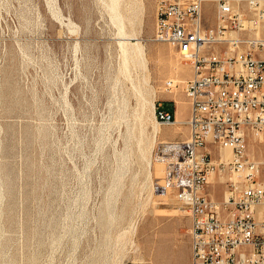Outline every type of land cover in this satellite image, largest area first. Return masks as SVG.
Segmentation results:
<instances>
[{
	"label": "rangeland",
	"instance_id": "1",
	"mask_svg": "<svg viewBox=\"0 0 264 264\" xmlns=\"http://www.w3.org/2000/svg\"><path fill=\"white\" fill-rule=\"evenodd\" d=\"M160 1L121 0L124 35L110 0H0V264H190V216L154 164L160 137L189 127L158 123L154 143L151 100L186 118L166 82L192 68L153 40ZM217 3L204 2L209 28Z\"/></svg>",
	"mask_w": 264,
	"mask_h": 264
},
{
	"label": "built area",
	"instance_id": "2",
	"mask_svg": "<svg viewBox=\"0 0 264 264\" xmlns=\"http://www.w3.org/2000/svg\"><path fill=\"white\" fill-rule=\"evenodd\" d=\"M204 2L161 0L157 6L153 40L174 46L194 71L185 81L166 82V90L184 92L189 135L158 144L166 173L157 187L169 190L190 216V264H264V37H252L264 8L261 0L249 1L256 12L248 17L218 0L216 26L209 28ZM233 31L244 43L221 38ZM176 112L155 106L160 124H174ZM214 184L222 186V200L213 196Z\"/></svg>",
	"mask_w": 264,
	"mask_h": 264
},
{
	"label": "bare ground",
	"instance_id": "3",
	"mask_svg": "<svg viewBox=\"0 0 264 264\" xmlns=\"http://www.w3.org/2000/svg\"><path fill=\"white\" fill-rule=\"evenodd\" d=\"M250 1H252V0H250ZM120 5H121V0H110L109 8L112 11V18H113V20L117 21L118 24H119L120 33L121 34H124V35H127L128 33L124 30V25H123V21H122L123 15H122L121 10H120ZM226 33H227V35H224L221 38H224V39H229V38L239 39V43H244V42H242V41H244V39L242 38V34L240 32L233 31V32H226ZM254 33L255 34L252 33V37H256V38H263L264 37V32H262L261 29L255 31ZM129 35H132V34H129ZM132 39H133V37L127 36V37H124V40L123 41H120L121 42V45L123 47H125L124 49H126L125 52L127 54H125V56H128V55L138 56V59L140 60V62L142 64H145L146 61H145V57H144L143 45L139 44V41H137L136 43L135 42H132L131 41ZM193 76H194V71L191 68V75H190L189 78H192ZM189 78H187V79H189ZM187 79H182V80H179V81H185ZM168 92H171V91H168ZM151 104H152V112L155 115V106L156 105H155V103H154L153 100H151ZM187 104H188V102H187ZM188 107H189V105H188ZM158 123L160 124L159 121H154L153 126H152L153 127L152 128V137H153V142L154 143L157 142V140H158V134L160 132V129L158 127ZM183 123L186 124V121L180 123L177 120L173 125H180V124H183ZM166 141L167 140H161L160 139L157 142V145L159 143H161V142H166ZM225 155H226V159L227 160H230L231 155H232V152H231V149L229 147L225 149ZM154 164H155V168L156 167L159 168L162 171V174L164 176L165 173H166V162H165V160L163 158L158 157V158L155 159V163ZM212 180L216 182V180H217L216 175L213 174L210 177V181L211 182H212ZM213 195H215V194H213Z\"/></svg>",
	"mask_w": 264,
	"mask_h": 264
},
{
	"label": "crops",
	"instance_id": "4",
	"mask_svg": "<svg viewBox=\"0 0 264 264\" xmlns=\"http://www.w3.org/2000/svg\"><path fill=\"white\" fill-rule=\"evenodd\" d=\"M188 107V106H187ZM188 115V114H187ZM177 120L181 123V122H184V121H186L187 120V117L185 118L184 116H182L181 118H179L178 117V112H177ZM187 136V135H186ZM172 137H175V138H177V137H179V134H176V135H174V136H172ZM160 139L161 140H168V138H161L160 137ZM170 140V139H169ZM216 195V194H215Z\"/></svg>",
	"mask_w": 264,
	"mask_h": 264
}]
</instances>
